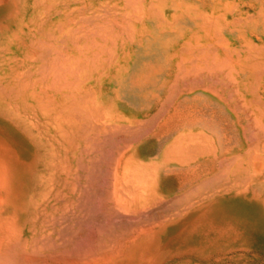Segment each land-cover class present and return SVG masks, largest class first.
I'll list each match as a JSON object with an SVG mask.
<instances>
[{"label": "crops", "instance_id": "crops-1", "mask_svg": "<svg viewBox=\"0 0 264 264\" xmlns=\"http://www.w3.org/2000/svg\"><path fill=\"white\" fill-rule=\"evenodd\" d=\"M115 2L120 38L135 44L87 61L94 50L58 42L57 15L32 21L0 0L2 165H33L35 195L50 182V196L55 183L54 196L96 198H120L129 167L125 188L144 192L131 195L192 215L195 264H264V0ZM26 102L32 130L15 121Z\"/></svg>", "mask_w": 264, "mask_h": 264}, {"label": "rangeland", "instance_id": "rangeland-1", "mask_svg": "<svg viewBox=\"0 0 264 264\" xmlns=\"http://www.w3.org/2000/svg\"><path fill=\"white\" fill-rule=\"evenodd\" d=\"M41 3H44L45 5H42ZM85 3H87V1L81 2V0H79L75 3L74 0L73 2H69L68 0L65 1V3L62 6L57 7L51 4L48 5L49 2L39 1L38 5L36 6L28 5L25 6L24 9L27 11V12L25 11L27 14H31V15L60 14L57 15L60 20L59 23L57 24L58 26L57 29L59 31L57 37L61 36V39L58 38V42L62 40L63 42H68V44L73 43L75 47H78L79 49H81L82 47H84V49H87L85 45L89 43L88 45L91 49L89 50L87 49V50L90 51V50H94V48L92 47L95 46L94 41L97 40V39H94V41L90 40L93 39L92 36H94L92 35L93 34L92 31L94 29L96 30V27L93 28L92 26L93 22L86 20L84 22L83 18L88 19L85 16L76 22L75 20L72 19L70 22L66 23L63 20L65 19L64 17L66 15L71 16L81 13L85 15L86 13L105 14L106 12L107 13L109 12V13H116L120 19L121 9L117 5L115 0H106L104 5H99V6L96 5L95 2L91 3L90 6H88L87 4L85 5ZM11 9H14L13 13L16 14L17 12L16 9H18V6L13 5V7L11 6ZM101 9H103V11L104 10L106 11L103 12ZM28 17L29 16H27L26 19H28ZM29 19H32L34 21V18L30 17ZM118 23L120 24V20ZM86 26L90 28L88 29L86 28ZM81 28H83V31ZM79 29L81 32L78 31ZM85 30L86 31L90 30L88 31L89 33L91 32L90 35L88 32H85ZM76 31H78V33ZM72 33L74 34V38H76L75 40L76 42L73 41L74 39H72ZM84 33L88 34L89 38L83 37L82 34ZM78 34L81 35L79 36ZM78 36L79 39L77 38ZM116 36L118 37L116 38ZM116 36L111 37L113 43L109 42L110 39H106L108 42L106 43L105 41L104 46L101 49L107 48L108 50L109 49L114 50V47H112L114 42H117L118 45H120L123 41L126 40L120 38L121 36L119 35V33ZM85 39L88 40L86 41ZM88 41L91 42V46H90V42ZM55 44L53 43V45ZM93 89L95 91V97H96L97 86L94 85ZM84 90H86V88H84ZM29 103L30 102H26V110H25L26 117H15V121L17 125L19 122V125H25L31 127L30 129L32 130L34 119L33 116H29V115L33 114V109L31 108L32 104L28 105ZM0 104H2L3 106L5 105V103H0ZM16 104L17 103H15V105ZM2 109H0V113H2ZM11 114L18 115L17 107L15 108L14 111L11 109ZM3 120L4 119L0 118V125H2ZM1 137L5 138L6 135L0 134V138ZM27 137H28V142L32 144L33 134H27ZM25 170L27 177V181L25 183L10 182L4 180L6 178V176H3L4 174L24 173ZM135 177H136L135 172L131 173V169L129 167L123 166V172H122L123 190H122V196L120 198H113V197L96 198L89 196L90 192L88 191L83 192L79 190L72 192V191H66L65 189L59 190L60 195L54 196V194L56 193L55 183L53 185L54 190L52 192V196H50V190H51L50 182H45L42 184L43 192H42V196H39V193L35 195L34 192L35 182L33 181V165L7 166V165H2V160L0 159V255H2L0 256V258L2 260L3 259L5 260L7 257H9L10 260V261L8 260L7 262L6 260L2 261L0 259L1 260L0 263L4 262L3 264H9V262H11L12 259V262L10 264H18V263L33 264V260L36 257V254H34L35 255L34 258L32 255V259H31L30 255L35 252L33 251V249L30 248V246L29 248L31 250L29 249L28 253L19 251L22 250V248L25 251V247L24 245H22L23 230L20 227V225H18V220L20 217H22V221L25 220L26 222L27 221L29 222V227L32 230L31 231L32 234L30 235V237L29 236L28 238L26 237L25 240L37 241L36 248L39 249V252H44V251L47 253L52 252L53 254H55L54 257L57 255L56 253L58 252L59 254L56 257H58L57 259H61L62 257V259L59 260L61 264H75V263L89 264L90 262L88 261L91 260L90 258H92L93 264H100V263L103 264H195V262L193 261V256H189V253H191L192 250H194L195 248L194 231L192 228H187L189 226H192V220H189L192 218V215L185 212H174L175 210H179V208H174V209L169 208L167 205H164L162 203L161 199L131 195V194L144 193V192H137L136 190L130 191L129 189L125 188L126 186L130 185V179H135ZM24 185L26 191H25V197H22L21 189L23 188ZM38 189H39V185H38ZM73 193L74 195H72ZM163 225L164 228H162ZM162 234L166 242L169 243L168 245H171V247L174 246L173 244H176L177 246L181 245L180 249H182V251L184 252L183 256L180 255L178 256V258H173L170 257L171 254L170 251L169 253H162L163 250H161V247L158 246V244L161 241H163ZM40 240L42 242H40ZM130 240H137V241L134 245L127 246V243ZM178 241L180 242V244ZM123 242L124 244H122ZM20 244L21 246H19ZM17 245L20 247V249L18 248ZM118 245L123 247L118 248ZM7 246L9 247L7 248ZM111 246H114L115 248ZM103 248L106 250L105 251L101 250ZM112 250L116 255L113 253ZM118 250L122 251L121 254L119 253ZM104 253L105 255H103ZM20 254L24 258H22ZM3 256L5 258H3ZM28 256L30 257L28 261H26ZM96 256L98 262L96 258L94 260V257ZM65 257L67 259H65ZM181 258L184 259L185 261L184 260L182 261ZM16 259H18L17 260L18 262H16ZM64 259H65V263H63ZM69 259L72 261L68 262L70 261ZM21 260H23V263L20 262ZM85 261L87 262L85 263ZM37 263L38 262H36L35 264ZM250 264H258V263H250Z\"/></svg>", "mask_w": 264, "mask_h": 264}, {"label": "bare ground", "instance_id": "bare-ground-1", "mask_svg": "<svg viewBox=\"0 0 264 264\" xmlns=\"http://www.w3.org/2000/svg\"><path fill=\"white\" fill-rule=\"evenodd\" d=\"M9 1V3L10 4H12V5H17L18 6V9H16L17 10V12H16V14L19 16V17H21V18H25L26 19V17L27 16H29V17H31V18H34V20H35V16H36V14H27L26 12V10L24 9L25 8V6H28V5H31V6H36V5H38L39 4V1L40 2H42V1H46V2H49V4L48 5H55V6H62L64 3H65V1H68V0H8ZM75 1V3L77 2V1H79V0H74ZM84 1H86V0H81V2H84ZM69 2H73V0H69ZM127 3H129V2H127ZM111 5V4H110ZM126 6V5H125ZM95 7V6H94ZM107 7V6H106ZM84 8V7H83ZM105 8V7H104ZM103 8V9H104ZM99 9V8H98ZM103 9H101L102 11H103ZM205 9V8H204ZM58 10V9H57ZM83 10V9H82ZM85 10V9H84ZM94 10H97V9H94ZM208 10V9H207ZM26 11V12H25ZM59 11V10H58ZM57 11V12H58ZM104 11H106V10H104ZM103 11V12H104ZM79 12V11H78ZM65 13V12H64ZM68 13V12H67ZM69 14V13H68ZM82 14V13H81ZM94 14V13H93ZM57 15H60V14H57ZM88 17V16H87ZM29 19V18H28ZM32 20V19H31ZM74 20V19H73ZM83 20H84V22H85V20L86 21H92L93 22V28L94 27H96V30L94 29L93 31H92V35H94V36H92V38L93 39H90L91 41L93 40L94 41V39H97V40H95L94 42H95V46L94 47H92V48H94V57L93 58H89V59H86L87 61L88 60H93L95 57H97V56H101L102 54V51H103V49H101L103 46H104V43H105V41H106V43L108 42L106 39H110L109 40V42H111V43H113L112 42V39H111V37H115L116 35H118V33L120 32L119 31V17L117 16V14L116 13H105V14H99V13H97V14H95L94 15V17H91V19H86V18H83ZM33 21V20H32ZM122 21V20H121ZM82 23V22H81ZM87 23V22H86ZM86 23H84V24H86ZM89 25V24H88ZM91 26V27H92ZM76 27V26H75ZM73 28H74V26H73ZM83 28H84V26H83ZM83 28H81L82 29V31H83ZM86 28H88V26H86ZM90 28V27H89ZM88 28V29H89ZM130 28V27H129ZM91 30V29H90ZM90 30H88V31H90ZM78 31H80V29L78 30ZM78 31H76L77 33H78ZM88 31H86L85 30V32H88ZM128 31V30H127ZM81 32V31H80ZM89 33V32H88ZM91 33V32H90ZM90 33H89V35H90ZM79 35V34H78ZM81 35V34H80ZM79 35V36H80ZM89 35L88 34H86V33H84V34H82V36L83 37H87V38H89ZM120 35V34H119ZM69 36H70V34H69ZM76 36H77V34H76ZM79 36L77 37L78 39H79ZM68 37V36H67ZM118 36H116V38H117ZM72 39H74L73 41H75L76 40V38H74V34L72 33ZM86 40V39H85ZM88 40V39H87ZM86 40V41H87ZM101 40H103V41H101ZM142 40L143 41H146V37L144 36L143 38H142ZM114 41V40H113ZM132 40H131V38H127L125 41H123L120 45H123V46H126V47H129L131 44L132 45H134L135 44V42H134V40L131 42ZM76 42V41H75ZM88 42H90V41H88ZM140 42V41H139ZM40 43V42H39ZM78 43V42H77ZM83 43V42H82ZM85 44V43H84ZM89 44V43H88ZM85 45L86 47H87V49L89 50V49H91L90 47H89V45ZM30 45V44H29ZM44 45V44H43ZM51 45V44H50ZM92 45H94V44H92ZM45 46V45H44ZM90 46H91V42H90ZM117 46H119L118 45V43L117 42H114V44L112 45V47H117ZM35 47V46H34ZM107 47V46H106ZM38 48V47H37ZM44 48V47H43ZM87 49H85V50H87ZM46 50V49H45ZM53 50V49H52ZM78 50V49H77ZM50 53V51H45V53L42 55V57H43V62L45 61V60H47V61H51L52 63H53V61H54V64H55V59H56V56L54 55V56H52V55H50L49 56V54H47V53ZM51 54V53H50ZM57 54V53H56ZM39 55V54H38ZM38 55H35V54H30L29 55V60L30 61H38L39 59H40V57L38 56ZM59 55V54H58ZM120 55V54H119ZM59 57V56H58ZM87 58V57H86ZM27 59V60H28ZM100 57L98 58H95V61H100ZM57 60H59V59H56V61ZM113 60H115V59H113ZM112 60V61H113ZM60 61V60H59ZM59 61H58V64H59V66H60V64H63V63H61V61H60V63H59ZM19 62V61H18ZM12 63V62H11ZM36 63V62H35ZM31 64V63H30ZM34 64V63H33ZM39 64V63H38ZM37 64V65H38ZM48 64H50V62L48 63ZM92 65H93V63H91ZM9 65V64H8ZM36 65V64H35ZM42 65V64H41ZM56 65V64H55ZM11 66V65H10ZM26 66H28V65H26ZM49 66V65H48ZM53 65L51 64V66L50 67H52ZM62 66V65H61ZM79 66V65H78ZM24 67V66H23ZM41 67V66H40ZM39 67V68H40ZM42 67H44V66H42ZM66 67V66H65ZM45 68V67H44ZM49 68V67H48ZM53 68V67H52ZM57 68V67H56ZM55 68V69H56ZM80 68H82V67H80ZM3 69V68H2ZM21 69H23V68H21ZM27 69V68H26ZM73 69V68H72ZM25 70V69H24ZM59 70H60V68H59ZM63 70V69H62ZM65 70V69H64ZM6 71V70H5ZM20 71V70H19ZM27 71H28V69H27ZM39 71H41L40 69H39ZM50 71V70H49ZM48 71V72H49ZM52 71H53V73H55V72H57V70L56 71H54L53 69H52ZM30 72V71H29ZM45 72V71H44ZM70 72H71V69H70ZM41 73H42V71H41ZM60 73H62V71L60 72ZM59 72H58V75L60 74ZM65 73V72H64ZM2 74V73H1ZM3 74H5V73H3ZM21 74V73H20ZM20 74H18V75H20ZM46 74V73H45ZM49 74V73H48ZM51 74V73H50ZM57 74V73H56ZM63 74V73H62ZM69 74V73H68ZM71 74V73H70ZM6 75V74H5ZM58 75H57V77H58ZM8 76V75H7ZM21 76V75H20ZM33 76V75H32ZM59 76H61V75H59ZM74 75H72V77H73ZM2 77V76H1ZM9 77V76H8ZM13 77V76H12ZM25 78V77H24ZM41 78V77H40ZM3 79H5V78H3ZM17 79V78H16ZM21 79V78H20ZM42 79V78H41ZM2 80V79H1ZM28 81V80H27ZM21 82H22V80H21ZM34 82V81H33ZM11 85V84H10ZM1 87V86H0ZM81 90V89H80ZM9 93V92H8ZM35 96V95H34ZM160 198V197H159ZM162 198V197H161ZM53 207V206H52ZM25 221V220H24ZM22 221V217H20L19 218V220H18V225H20V227L22 228V230H23V237H22V239H23V241H22V245H24V247H25V251L23 250V248H22V250H19V251H22V252H26V253H28V250L31 248V249H33V251L35 252V253H33V254H31V253H29V254H31L30 256H31V259H32V255H33V258L35 257V255L34 254H36V260H35V258H34V260L36 261V262H38V263H40V264H61L60 262H59V260H61L62 259V257H61V259H57L58 257H56L59 253L57 252L56 254V256L54 257V255L55 254H53L52 252L51 253H47V252H39V249L38 248H36V246H37V241H35V240H33V241H26L25 240V238L27 237L28 238V236L30 237V235L32 234L31 233V228L29 227V222L27 221ZM24 225V226H23ZM162 228H164V225H163V227ZM34 229H35V227H34ZM132 232V231H131ZM125 233V232H124ZM140 233V232H139ZM132 234V233H131ZM131 234H128V235H131ZM133 236V235H132ZM162 237H163V241H161L159 244H158V246H160L161 247V250H163V252L162 253H169V251H170V257H173V258H178V256H180V255H183L184 254V252L182 251V249H180V246L178 245H176V244H173L174 246H172L171 247V245H168L169 243L168 242H166V240H165V238H164V236H163V234H162ZM176 237H178V236H176ZM124 238V237H123ZM122 238V239H123ZM34 239V238H33ZM39 240V239H38ZM48 240H49V238H48ZM53 240V239H52ZM85 241V240H84ZM120 241V240H119ZM136 241L137 240H130L128 243H127V246H132V245H134L135 243H136ZM17 242V241H16ZM40 242H42L41 240H40ZM54 242V241H53ZM179 242V241H178ZM114 243H115V240H114ZM113 243V244H114ZM118 243V242H117ZM121 244V243H120ZM122 244H124V242L122 243ZM150 244V243H149ZM178 244V243H177ZM179 244H180V242H179ZM39 245V244H38ZM40 245H41V243H40ZM39 245V246H40ZM112 245V244H111ZM18 246V245H17ZM19 246H21V244L19 245ZM18 246V248L20 249V247ZM29 246H30V248H29ZM9 246H7V248H8ZM56 247V246H55ZM95 247V246H94ZM97 247V246H96ZM111 247H114V246H111ZM121 248V247H123V246H120V245H118V248ZM168 247H171V248H168ZM179 247V248H178ZM12 248V247H11ZM105 248H107V247H105ZM109 248V247H108ZM115 248V247H114ZM30 249V250H31ZM38 249V250H37ZM41 249V248H40ZM83 249V248H82ZM117 249V248H116ZM7 250V249H6ZM101 250H106V249H101ZM114 250V249H113ZM112 250V251H113ZM9 251V250H8ZM7 251V252H8ZM32 251V252H33ZM63 251V250H62ZM80 251V250H79ZM79 251H78V253H79ZM82 251V250H81ZM90 251V250H89ZM93 251V250H92ZM108 251V250H107ZM115 251V250H114ZM114 251H113V253H114ZM119 251V250H118ZM160 251V250H159ZM15 252V251H14ZM116 252V251H115ZM121 250L119 251V253L121 254ZM18 253V252H17ZM55 253V252H54ZM81 253V252H80ZM85 253V252H84ZM102 253V252H101ZM118 253V254H119ZM192 253V252H191ZM14 254V253H13ZM16 254V253H15ZM53 254V255H52ZM86 254V253H85ZM112 254V253H111ZM115 254V253H114ZM113 254V255H114ZM196 254V253H195ZM21 255V254H20ZM26 255H28V254H26ZM69 255V254H68ZM92 255V254H91ZM103 255H105V253L103 254ZM116 255V254H115ZM0 256H2V255H0ZM8 256V255H7ZM10 256V255H9ZM11 256H12V253H11ZM23 256H24V253H23ZM30 256H28V258H27V260L26 261H28V259H29V257ZM60 256H63V255H60ZM87 256H88V254H87ZM90 256V255H89ZM95 256V255H94ZM21 257H22V255H21ZM25 257H27V256H25ZM67 257V256H66ZM65 257V259H67ZM81 257V256H80ZM86 257V256H85ZM91 257V256H90ZM99 257H100V255H99ZM3 258H5L4 256H3ZM16 258H19V257H16ZM22 258H24V257H22ZM22 258H20V259H22ZM69 258V257H68ZM84 258V257H83ZM87 258V257H86ZM95 258H96V260H97V256L96 257H94V260H95ZM108 258V257H107ZM1 259V258H0ZM11 259V258H10ZM65 259H64V261H63V263H65ZM91 260L90 261H88V262H90L89 264H93V261H92V258H90ZM2 260V259H1ZM0 260V261H1ZM7 262H8V260H9V257H7L6 259H5ZM4 259L2 260V261H5ZM18 259H16V262H18L17 261ZM24 260V259H23ZM23 260H21L20 262H22L23 263ZM33 260V264H35L36 262ZM70 260V259H69ZM10 261V260H9ZM30 261H32V260H30ZM29 261V262H30ZM72 260H70V261H68V262H71ZM75 261H76V258H75ZM87 261H85V263L87 262ZM11 262H12V259H11ZM11 262H9V264L11 263ZM35 262V263H34ZM68 262H66V263H68ZM92 262V263H91ZM97 262H98V260H97ZM2 263V262H1ZM0 263V264H1ZM4 263V262H3ZM2 263V264H3ZM31 263V262H30ZM37 263V264H38ZM18 264H20V263H18ZM76 264V263H75ZM79 264V263H78ZM81 264V263H80ZM88 264V263H87ZM100 264H103V263H100Z\"/></svg>", "mask_w": 264, "mask_h": 264}]
</instances>
